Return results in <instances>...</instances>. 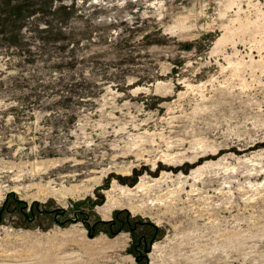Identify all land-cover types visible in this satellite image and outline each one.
<instances>
[{
	"label": "rangeland",
	"instance_id": "obj_1",
	"mask_svg": "<svg viewBox=\"0 0 264 264\" xmlns=\"http://www.w3.org/2000/svg\"><path fill=\"white\" fill-rule=\"evenodd\" d=\"M0 215V264H264V0H0Z\"/></svg>",
	"mask_w": 264,
	"mask_h": 264
},
{
	"label": "trees",
	"instance_id": "obj_2",
	"mask_svg": "<svg viewBox=\"0 0 264 264\" xmlns=\"http://www.w3.org/2000/svg\"><path fill=\"white\" fill-rule=\"evenodd\" d=\"M184 46H186V48L187 49H189V48H191V46H192V44H185ZM126 212H127V210H126ZM127 221L129 222V219H128V217H127ZM137 223H141V222H139V221H136ZM124 223V222H123ZM155 228H157L155 225H153ZM138 260H141V258L140 257H138Z\"/></svg>",
	"mask_w": 264,
	"mask_h": 264
},
{
	"label": "water",
	"instance_id": "obj_3",
	"mask_svg": "<svg viewBox=\"0 0 264 264\" xmlns=\"http://www.w3.org/2000/svg\"><path fill=\"white\" fill-rule=\"evenodd\" d=\"M0 219H1V215H0ZM91 236L93 235L91 232L89 233ZM150 249L146 248V251L148 252Z\"/></svg>",
	"mask_w": 264,
	"mask_h": 264
},
{
	"label": "bare ground",
	"instance_id": "obj_4",
	"mask_svg": "<svg viewBox=\"0 0 264 264\" xmlns=\"http://www.w3.org/2000/svg\"><path fill=\"white\" fill-rule=\"evenodd\" d=\"M105 216H106V217H108V216H109V214H108V213H105Z\"/></svg>",
	"mask_w": 264,
	"mask_h": 264
},
{
	"label": "flooded vegetation",
	"instance_id": "obj_5",
	"mask_svg": "<svg viewBox=\"0 0 264 264\" xmlns=\"http://www.w3.org/2000/svg\"><path fill=\"white\" fill-rule=\"evenodd\" d=\"M137 249H138V247H137ZM139 251H140V249H139Z\"/></svg>",
	"mask_w": 264,
	"mask_h": 264
}]
</instances>
